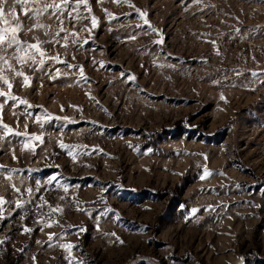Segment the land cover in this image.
<instances>
[{
  "label": "rangeland",
  "instance_id": "obj_1",
  "mask_svg": "<svg viewBox=\"0 0 264 264\" xmlns=\"http://www.w3.org/2000/svg\"><path fill=\"white\" fill-rule=\"evenodd\" d=\"M13 5L0 264H264V0Z\"/></svg>",
  "mask_w": 264,
  "mask_h": 264
},
{
  "label": "snow or ice",
  "instance_id": "obj_2",
  "mask_svg": "<svg viewBox=\"0 0 264 264\" xmlns=\"http://www.w3.org/2000/svg\"><path fill=\"white\" fill-rule=\"evenodd\" d=\"M6 0H0V20H3L5 24L8 23V21L6 19H4L5 17V9H4V4H5ZM30 0H14V5L11 7V12L13 13V16L15 17V5L18 4L20 5L22 11L27 15L28 11H31L30 9H27L25 6L27 4H29ZM32 3H35L36 0H31ZM65 3H67V0H64ZM196 2H199V0H196ZM78 6V5H77ZM53 8L54 10H59L61 12H63V9H60L58 5H55V4H52V5H46L45 8H44V11H46L48 8ZM40 9H36L34 12H33V15L35 16H38L40 14ZM137 12L141 15V16H145L146 14L143 13V12H140L139 9H137ZM31 18V17H29ZM63 21H61L62 23ZM145 23L147 24L148 21L145 19ZM93 24H95V18H93ZM37 27H39L40 25H36ZM21 27V24L19 21H17V25L15 27H11V28H3V29H0V45L4 44L5 43V39H6V33L8 32H11L12 33V38L10 41H8V46L11 47L13 44L17 46V49H20L23 47V44L20 40H18L16 38V32L18 30V28ZM30 30V29H29ZM155 31V29H153ZM58 35V34H57ZM162 41H158L157 43H161ZM28 48H31V49H35L36 52L39 53V55L41 57H43L45 55V53L43 51H41V49L39 48L38 44H28L27 45ZM0 59H2V57H0ZM19 59H21V61L23 62V57H20ZM29 59L33 60V62H35V56H31L29 57ZM52 59H55V60H58L59 58L58 57H52ZM44 63V60L41 59L39 61V64L40 65H43ZM9 67H11V65H9ZM17 75H23V73H16ZM8 87H12L11 84L8 85ZM8 95L7 93H4V92H0V96H6ZM9 99L11 100H16L17 97L15 96H9L8 97ZM20 103H23V104H27V101H24V100H21ZM2 107V106H0ZM5 128L8 129V131H11L10 128H8L7 125H4ZM17 135H22L21 133H16ZM36 139H39V137H36ZM61 147H67L66 145H63L61 144ZM204 173L205 174H208V170L205 168L204 169ZM203 178V177H202ZM53 179H55V177H53ZM17 191H19V189H17ZM29 193L32 192V189L29 188L27 190ZM65 191H67V189L65 188ZM4 201L3 199H0V204H3ZM17 206H19V202L17 201ZM111 211V209L109 210ZM193 212L196 211V209H193L192 210ZM46 227L48 225H45ZM25 231H31V229H28L26 228ZM49 239H51V236L49 237ZM4 242L3 241H0V244H3ZM64 247L68 248V249H71L73 247V245L71 244H68V245H64Z\"/></svg>",
  "mask_w": 264,
  "mask_h": 264
}]
</instances>
